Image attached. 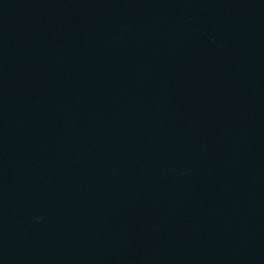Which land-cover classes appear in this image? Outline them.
<instances>
[{
  "label": "water",
  "instance_id": "obj_1",
  "mask_svg": "<svg viewBox=\"0 0 264 264\" xmlns=\"http://www.w3.org/2000/svg\"><path fill=\"white\" fill-rule=\"evenodd\" d=\"M0 264H264V0H0Z\"/></svg>",
  "mask_w": 264,
  "mask_h": 264
}]
</instances>
